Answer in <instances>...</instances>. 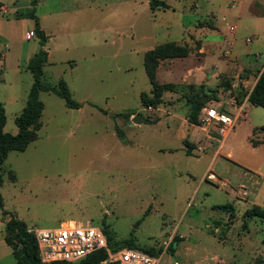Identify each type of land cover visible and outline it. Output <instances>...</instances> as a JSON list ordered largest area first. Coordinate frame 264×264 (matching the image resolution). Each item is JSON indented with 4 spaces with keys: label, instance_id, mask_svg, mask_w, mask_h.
Segmentation results:
<instances>
[{
    "label": "rangeland",
    "instance_id": "374dc122",
    "mask_svg": "<svg viewBox=\"0 0 264 264\" xmlns=\"http://www.w3.org/2000/svg\"><path fill=\"white\" fill-rule=\"evenodd\" d=\"M1 1L0 101L4 129L15 133V116L33 82L27 61L39 40L29 34L33 19L20 16L33 1ZM164 1L167 8L153 9L149 0L34 3L50 34L42 78L52 84L63 78L81 105L68 107L55 92L40 91L36 139L8 152L0 187V264H16L4 240L10 215L28 228L89 222L113 241L166 245L164 261L264 264V224L243 214L252 205L264 207V177L255 172L264 175V142L249 141L253 128L264 124V108L248 104L247 117L224 139L212 125L187 118L191 91L207 90L214 95L207 105H225L241 98L264 68V17L249 12L264 0ZM170 40L188 54L158 61L157 80L175 85L163 90L158 104H146L142 96L152 95V85L145 54ZM138 113L142 120L134 122ZM209 167L226 183L203 179Z\"/></svg>",
    "mask_w": 264,
    "mask_h": 264
},
{
    "label": "trees",
    "instance_id": "16d2710c",
    "mask_svg": "<svg viewBox=\"0 0 264 264\" xmlns=\"http://www.w3.org/2000/svg\"><path fill=\"white\" fill-rule=\"evenodd\" d=\"M32 1L33 6L28 9L26 14L20 13V16L23 15L33 19V33L36 34L39 40V47L27 61V68L32 72L33 82L28 91L24 106L14 119L18 128L17 132L12 133L4 129L6 113L4 104L0 101V187L3 183L2 164L7 157L8 152L11 150H24L26 146L31 141L36 139L38 135L37 130L41 125L39 117L44 106L39 95L40 91L55 92L63 99L64 104L68 107H79L81 105L79 101L71 96L68 85L63 78L58 79L56 84H52L50 81L42 78L43 66L47 62L48 58V51L44 47L47 41V35L40 26L39 17L37 16L34 7V3L37 0ZM2 4L3 3L0 0V8ZM149 4L152 9L156 7L167 8L169 6V4L164 0H149ZM187 54L188 48L186 46L180 45L172 40L158 43L146 52L144 57V67L152 85V95L147 98L144 95L142 96L146 104H158L161 101V94L163 90L171 89L175 85L170 81L160 82L157 80L156 67L158 65V61L164 57L185 56ZM247 90H245V93ZM211 96L214 95L208 93L207 90L203 91L202 89L200 91H191L189 95H187L188 103L190 104V111L187 118L190 122L195 124L200 123L201 120L198 117V113L203 106L207 105V101L211 98ZM248 100L250 104L259 105L264 108V68L257 73L256 81L249 92ZM260 130H264V124L253 128L252 134L249 137V141L252 145L264 142V134L260 138L255 137ZM186 150L188 154L191 153L190 147ZM218 206L226 207L231 205L219 204ZM0 207H2L1 193ZM243 214L244 218H247L246 220L252 218L253 216H257L264 224V207L252 205L245 208ZM103 230L107 237L108 246L111 250H116L123 246L138 248L150 254H157L161 250V248L155 247H140L131 237L113 241L112 235L106 229L103 228ZM4 240L11 246L16 264H115L113 261H103L107 258L105 248L97 249L75 262L58 260L51 263H44L39 257L35 234L28 229V226L23 219H20L15 215H10L4 224ZM179 240L180 238L178 236L174 237L169 242L168 246H170V249H173ZM262 242L264 244V235Z\"/></svg>",
    "mask_w": 264,
    "mask_h": 264
},
{
    "label": "built area",
    "instance_id": "2783aa9c",
    "mask_svg": "<svg viewBox=\"0 0 264 264\" xmlns=\"http://www.w3.org/2000/svg\"><path fill=\"white\" fill-rule=\"evenodd\" d=\"M32 33L33 30L29 32V34ZM255 81L256 79L238 100H232L225 105L220 103L219 106L213 104L203 106L198 113L201 122L212 125L224 139L232 131L236 122L248 115V108H246L250 104L248 95ZM203 179L226 183L210 167L205 171ZM242 193L246 194L247 191L243 190ZM262 205L264 206V199ZM72 221L62 220L54 226L28 228L35 234L42 262L51 263L58 260L75 262L97 249L105 248L107 252L105 260L113 261L115 264H181L176 259L164 261L166 245L157 254H150L129 246L111 250L102 226Z\"/></svg>",
    "mask_w": 264,
    "mask_h": 264
},
{
    "label": "crops",
    "instance_id": "0c3cea01",
    "mask_svg": "<svg viewBox=\"0 0 264 264\" xmlns=\"http://www.w3.org/2000/svg\"><path fill=\"white\" fill-rule=\"evenodd\" d=\"M223 4H225V3H223ZM226 5V4H225ZM235 5H236V3H229V5L228 6H230V8H235ZM250 5V4H249ZM250 7V6H249ZM4 8V5L2 4L1 5V8L0 9H3ZM242 8H244V6H242ZM240 6L239 7H237V9H236V11H235V13H236V16L238 17V16H240L241 15V9H242ZM251 8V7H250ZM249 9V8H248ZM258 9H261L259 12H258ZM226 10L228 11L227 13H229V7H228V9L226 8ZM249 12H250V14H251V17H259V16H261V17H264V3H255V7L254 8H251V10H249ZM238 20V19H237ZM236 23V22H235ZM41 26V25H40ZM41 28L44 30V32H45V34L47 35V39H48V37H49V33H47L46 32V30L44 29V27L43 26H41ZM236 29H237V26H236ZM31 30H29V32H30ZM236 31V30H235ZM2 36H4V35H2ZM5 37V36H4ZM234 43H235V39H234ZM48 51V50H47ZM48 55H49V51H48ZM48 59V58H47ZM254 106H259V105H254ZM247 117V116H246ZM245 117V118H246ZM235 127V126H234ZM264 132V131H263ZM261 143H263V142H261ZM260 144V143H259ZM258 145V144H257ZM253 146H255V145H253ZM228 155H231V154H228ZM214 158V157H213ZM212 158V159H213ZM260 177H264V175L262 174V173H260V172H258V171H255ZM205 173V172H204ZM204 175V174H203Z\"/></svg>",
    "mask_w": 264,
    "mask_h": 264
},
{
    "label": "water",
    "instance_id": "95a60500",
    "mask_svg": "<svg viewBox=\"0 0 264 264\" xmlns=\"http://www.w3.org/2000/svg\"><path fill=\"white\" fill-rule=\"evenodd\" d=\"M132 119L134 122H141L142 115L138 113V114L134 115Z\"/></svg>",
    "mask_w": 264,
    "mask_h": 264
}]
</instances>
